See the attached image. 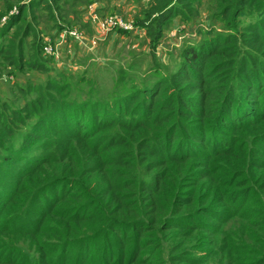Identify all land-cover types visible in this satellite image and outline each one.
<instances>
[{"label":"trees","instance_id":"obj_1","mask_svg":"<svg viewBox=\"0 0 264 264\" xmlns=\"http://www.w3.org/2000/svg\"><path fill=\"white\" fill-rule=\"evenodd\" d=\"M2 1L17 13L0 59L46 70L43 42L23 52L34 25L18 23L28 7L56 20L61 0ZM189 1L148 0L139 25L156 39ZM211 1L223 29L167 76L104 103L48 79L0 104L5 137L36 119L17 145L0 137L2 165L19 161L0 176V264L33 262L20 241L35 264H264V0Z\"/></svg>","mask_w":264,"mask_h":264},{"label":"rangeland","instance_id":"obj_2","mask_svg":"<svg viewBox=\"0 0 264 264\" xmlns=\"http://www.w3.org/2000/svg\"><path fill=\"white\" fill-rule=\"evenodd\" d=\"M147 3L148 0H61L60 9L56 12L57 18L52 21L44 12H40V7L26 8V21H20L18 25L21 28L27 25V22L32 23L37 36L29 34L23 39L25 55L36 50V45L41 44L45 38L55 41L60 33L75 31L79 37L68 35L60 44L59 61L48 57L41 49L39 55L44 57L46 70L19 67L0 59V104L9 102L15 107L21 106L26 100L32 99L38 93L35 88L44 85L48 79H62L67 82L71 95L78 99H98L103 103L106 99L112 101L123 96L135 83L167 76L179 66L180 54L184 48L196 45L211 36L213 26L214 31L223 29L218 20L219 10L214 8L213 1L190 0L188 8L183 9L186 11V18L171 14L169 20H164L160 34L152 40L147 36L145 28L139 25ZM0 11L13 15L4 29H0L1 35L11 39L17 5L6 9L0 0ZM91 13L99 18L118 16L130 29L114 26L103 32L97 40L99 27L93 22ZM7 16L3 17L1 22L6 20ZM249 18L250 16H241L240 20L246 21ZM32 41L33 45L28 50ZM51 47L54 49L53 44ZM28 85L31 87L27 94L23 95L22 92ZM86 112L89 115L91 109L88 107ZM35 121L33 117L27 120L25 127L17 125L11 137H5L2 131L3 123H0V137L4 138L7 145L8 142L17 145L24 132ZM7 154L6 149L0 148V176L19 163L18 158L15 159L12 155L9 162L2 165L1 162ZM4 186L7 189L8 184ZM6 189L1 191V197L6 196ZM16 244L33 261L30 264H35V247L26 241Z\"/></svg>","mask_w":264,"mask_h":264},{"label":"built area","instance_id":"obj_3","mask_svg":"<svg viewBox=\"0 0 264 264\" xmlns=\"http://www.w3.org/2000/svg\"><path fill=\"white\" fill-rule=\"evenodd\" d=\"M92 14L93 13H91L90 15H92ZM92 19H93V22H96L98 27H99V34L96 36L97 40L100 39L99 36H101L103 32L108 31L109 29L113 28L114 26L121 27V28L127 29V30L130 29V26L124 24L118 16H112V17L109 16L106 18H99L96 15H92ZM66 33H67V31H66ZM68 35L79 37V34H76L75 31H72V32L69 31L68 34H65V32L60 33L57 36L55 41H53L50 38H45L43 40V47H42L43 53L45 55H47L48 57H51L55 61H59L58 49L60 48V44L67 39ZM51 44L54 45V49L51 47Z\"/></svg>","mask_w":264,"mask_h":264}]
</instances>
